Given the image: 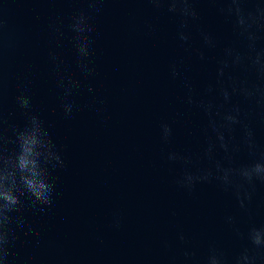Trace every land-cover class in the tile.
Segmentation results:
<instances>
[{
  "label": "water",
  "instance_id": "obj_1",
  "mask_svg": "<svg viewBox=\"0 0 264 264\" xmlns=\"http://www.w3.org/2000/svg\"><path fill=\"white\" fill-rule=\"evenodd\" d=\"M88 3L0 0V147H14L11 128L26 119L15 98L26 94L65 163L54 173L52 208L22 209L34 231L17 232L10 264H206L212 247L234 264L252 247L247 230L264 225V184H245L250 199L242 208L233 188L225 190L214 176L190 190L177 183L186 171L211 169L215 175V160L229 166L222 152L213 160L204 156L202 117L184 103L180 80L169 74V65L184 57L181 70L199 88L213 64L179 47L176 17L166 8L156 9L149 0H100L95 13ZM195 6L198 27L221 40L228 36L216 7L207 0ZM81 11L93 26L85 34L92 40L88 59L94 72L88 76L76 63L75 33L68 28ZM61 76L81 84L68 98L75 105L71 117L61 107ZM161 123L172 129L168 142L161 139ZM252 127L264 148V124L254 120ZM169 152L190 163L169 161ZM252 159L241 150L231 166ZM185 251L194 255L186 258Z\"/></svg>",
  "mask_w": 264,
  "mask_h": 264
},
{
  "label": "clouds",
  "instance_id": "obj_2",
  "mask_svg": "<svg viewBox=\"0 0 264 264\" xmlns=\"http://www.w3.org/2000/svg\"><path fill=\"white\" fill-rule=\"evenodd\" d=\"M216 7L229 25V34L223 40L213 33L198 27L200 19L195 6L196 0H149L156 9L166 8L176 17V39L180 48L202 64H213L212 74L201 87L181 70L184 57L169 65L171 79H179L185 90L184 103L198 111L202 117V133L206 139L204 156L214 159L216 152H222L229 166L220 160L214 161L215 175L211 169L199 174L184 172L177 183L189 190L200 181L214 178L227 190L233 188L234 194L244 207V200L250 199L244 189L245 184L254 182L264 184V148H261L254 135L252 122L264 124V0H207ZM89 9L101 11L100 0H89ZM91 16L81 11L74 15L68 25L76 50V63L84 76L91 75L89 67L93 26ZM195 29V34L193 32ZM58 31V30H57ZM195 44V46H194ZM50 60L59 57L49 52ZM59 70L60 65L56 64ZM67 81V83L65 82ZM57 87L62 89L61 107L65 117H71L74 103L68 98L81 84L70 76L57 79ZM91 91V88L88 89ZM16 103L25 111V123L11 128L12 149L0 147V264H10L11 248L17 240V232L33 234L22 209L33 213L50 210L56 196L54 175L65 167L60 151L42 121L31 112L29 96H16ZM161 139L168 142L172 129L168 123H161ZM245 150L252 161L232 167L233 154ZM169 161L190 163L187 157L175 152L167 154ZM243 190V199L241 191ZM232 223V217L227 218ZM118 221L116 222L118 226ZM238 236L242 235L239 229ZM178 239L183 242L181 233ZM246 239L252 246L245 247L234 259V264H257L264 261V225L253 226L247 230ZM194 253L185 251L190 258ZM206 264H227L224 254L215 247L210 248Z\"/></svg>",
  "mask_w": 264,
  "mask_h": 264
}]
</instances>
